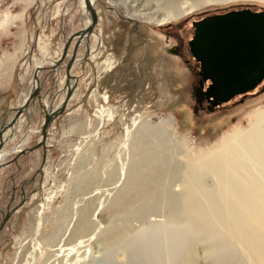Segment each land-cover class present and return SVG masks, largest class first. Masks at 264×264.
Instances as JSON below:
<instances>
[{
  "label": "rangeland",
  "instance_id": "1",
  "mask_svg": "<svg viewBox=\"0 0 264 264\" xmlns=\"http://www.w3.org/2000/svg\"><path fill=\"white\" fill-rule=\"evenodd\" d=\"M95 3L99 22L89 37L93 52L83 60L86 41L77 50L73 71L79 81L66 113L48 129L46 162L43 150L35 148L19 156L22 163L16 168L14 155L40 139L44 107L57 108L64 99L59 89L66 83L65 63L74 40L65 61L56 69L52 65L61 58L66 40L90 21L84 0H0V126L27 99L38 64L47 68L39 77L41 102L31 103L28 115L19 119L16 137L3 150L8 164L0 168V220L7 205H13L10 181L35 174L36 179L28 201L0 232V264H104L107 259L133 264L132 249L143 248V260H152L144 249L156 246L152 240L166 239L173 242L164 241L160 264H184L177 241L188 237L189 222L180 219L182 212L171 211L184 206L169 200L186 199L188 175L203 155L214 152L235 130H248L255 112L264 110V84L247 92L244 101L235 97L210 109L199 94L200 64L188 62L195 34L191 21L231 8L264 9V0H176L182 14L163 26L149 12L152 19L144 20L129 6ZM193 39L196 47L199 37ZM163 124L172 136L160 137L157 144L153 127ZM158 153L166 160L162 169L151 163L156 158L150 155ZM138 168L141 177H160L153 180L160 181L157 205L149 207L137 195ZM217 184L213 176L204 179L205 189L216 191L221 200ZM125 192L132 195L117 205ZM141 208L150 210L142 215L132 211ZM146 229L148 237L141 238ZM111 233L119 234L120 241L108 247L103 242ZM89 237L92 241L85 243ZM194 248L193 264H254L249 250L227 235L199 240Z\"/></svg>",
  "mask_w": 264,
  "mask_h": 264
},
{
  "label": "bare ground",
  "instance_id": "2",
  "mask_svg": "<svg viewBox=\"0 0 264 264\" xmlns=\"http://www.w3.org/2000/svg\"><path fill=\"white\" fill-rule=\"evenodd\" d=\"M85 1L86 0H84V5L86 9ZM87 1H91L94 6L96 4L94 0ZM108 2L113 7L129 6L134 11H138L137 18L140 17V19H142L144 17V20L152 19L147 17L149 12L153 15L152 20L156 21L158 26H163L166 22H170L171 19H176V17L182 14L176 6V0H108ZM95 13L98 18L97 11ZM91 20L92 18L89 17L90 22ZM92 34L93 32L90 33L87 38L89 39ZM92 52L93 51L89 50V54ZM263 84L264 82L258 84L254 90H258V88H260ZM48 108L49 107L47 105L44 107V113ZM252 121L251 127L248 130H235L231 136H226L222 140V143H220L221 145H219L214 152L207 154V156L203 155V158L197 162L195 167L191 169L184 188L187 195L186 199L183 201H178L176 199L169 200L170 204L175 206H184L182 208L173 207L171 211L174 213L182 212L184 217L180 219L189 222V224H186L185 227L187 229L188 237H180L178 239L179 242L177 241V244L181 245L182 251L180 249L177 250L182 252L179 255H181V257L183 256L182 259H184V264H193L195 262L196 253L194 252V247L197 241H209L212 237L223 235H227L229 238H233L234 240L236 239L243 246H245L247 250H249L254 264H264V110L256 111ZM153 128L154 131L158 133L156 138L154 137L153 141L156 140L157 142L158 140L159 142V138H165L166 134V137L172 136L168 133V129L164 127V124L163 126H155ZM146 144L148 143L146 142ZM160 155L161 154L159 153L154 156L153 154L150 155L151 158H156L151 160V163L152 161L156 163L155 169H162L166 163L164 158H159ZM5 157L6 155H4L2 151V154L0 155V163L5 162ZM140 169L141 168H138L137 178L138 189H141V192L137 193V195L143 198L141 200H143V203L147 206L150 207L157 205L159 201H157V199L161 196L157 190L160 187V181H157L156 183V181L153 182V180H158L160 177L158 176L156 178L155 176L150 175L141 177L142 171H140ZM207 175L213 176L218 180L217 186L220 189L219 193L224 195L225 198L223 197L220 200V198H217L218 193L216 191L205 189L204 179ZM130 195H132V193L125 192V195L118 199L117 205L123 203V199H127ZM222 204L225 205L222 206ZM149 210L150 209L147 208H141L138 209V211H132L135 214L142 215L144 213L146 214ZM83 222L82 224H84ZM213 222L219 223L214 224ZM219 227L224 228L223 231ZM149 232L150 231H147L146 229V231L142 233L141 238H147ZM71 235L73 236V234ZM175 238L177 239L178 237L176 236ZM119 239V234L111 233L106 236L103 243L110 247L114 243L120 241ZM84 241L85 240H83V242ZM90 241H92V239L89 237L85 243ZM164 241H167V239ZM164 241L156 242L152 240L151 242L154 244L156 243V246L151 244L148 248L144 249L148 254H150V256L153 255L154 257L152 260H147L148 262L144 261V257H141V254H139L143 251V248L137 247L138 251L135 248L132 249L133 264H160L161 262L157 259V257H159L160 250L163 249ZM72 242L70 244H72ZM168 242L172 244L173 241H167V244ZM104 264L116 263L111 259H107L104 260Z\"/></svg>",
  "mask_w": 264,
  "mask_h": 264
},
{
  "label": "water",
  "instance_id": "3",
  "mask_svg": "<svg viewBox=\"0 0 264 264\" xmlns=\"http://www.w3.org/2000/svg\"><path fill=\"white\" fill-rule=\"evenodd\" d=\"M94 1L96 2V0ZM85 3L86 15L92 18L91 22L81 30L73 33L66 40L61 58L52 65V68L56 69L59 64L65 61L69 46L76 38L74 49L65 63L66 83L59 89V92L64 93V99L57 108L48 105L49 108L46 109L43 115L44 121L41 128H39L40 139L36 146L29 147V149L25 148L17 155H14L11 160L12 163H17L20 155L27 154L35 148L43 150V164L46 162L48 129L59 115L66 113L68 104L73 96V90L77 87L79 80L74 74L73 65L76 63L78 56L77 50H79L84 41H86V51H84L83 60L87 61L90 56V41L87 37L93 32L98 18L94 4L87 0ZM202 24H204L202 31L205 32V36H208L209 39L206 42L210 45L204 47V49L202 48L205 52L198 51V49L192 47L196 61L200 64L202 70L200 74L203 75V81L200 84L202 88L199 94L203 100H208L217 107L235 95H242L254 90L261 82V79L264 78V12H254L252 9L244 7L238 11L233 10L224 15L207 18L202 21ZM210 62L213 66H210ZM45 65V63L38 64L35 68L34 78L32 79L35 85L30 90L27 99L16 106L15 109L12 108L13 117L9 121H4L0 126V155L5 144L16 137L19 119L23 115H28L31 103H34L36 99L41 102L42 85L39 77L41 71L47 69ZM221 65L223 68H220ZM205 87L210 89L209 93L204 91ZM7 164V162L0 163V168H4ZM41 171V168H38V172ZM24 186L20 192L22 196L20 203L12 208H10L11 204L7 205V211L0 220V232L7 227L8 220L12 215L17 210L19 211L28 200ZM14 190L16 191V188ZM12 196L11 201L15 199V196ZM101 208L102 205H99L96 214L99 213ZM96 214L94 217H96Z\"/></svg>",
  "mask_w": 264,
  "mask_h": 264
},
{
  "label": "flooded vegetation",
  "instance_id": "4",
  "mask_svg": "<svg viewBox=\"0 0 264 264\" xmlns=\"http://www.w3.org/2000/svg\"><path fill=\"white\" fill-rule=\"evenodd\" d=\"M244 7H240V8H231V9H227V10H225V11H222V12H214V13H209V14H206V15H203L201 18L199 17V18H197V19H194L193 21H191V24H192V26H193V28H194V31H195V34L192 36L193 38H194V36H198L199 37V44H196V47H195V49H198V51H203V52H205L203 49H204V47H208L210 44L209 43H207L206 41H208L209 39H208V36H205V32H203L202 30H203V28H204V24H202V21L203 20H205V19H207V18H210V17H213V16H217V15H224V14H227V13H229V12H231V11H233V10H240V9H243ZM246 8H249V9H252L254 12H264V9H253V8H250V7H246ZM192 38V40L189 42V50H191V53H190V59H189V61L188 62H190V61H193V60H195L196 61V57L194 56V53H193V49H192V47H194L195 45H194V39ZM201 39V40H200ZM203 41V42H202ZM198 46H200V47H198ZM203 48V49H202ZM179 56H181L179 53H177ZM195 61H193L194 63H196ZM211 63V62H210ZM221 63V62H220ZM210 66H213L212 65V63L210 64ZM218 66V65H217ZM220 68H223V66L221 65V67ZM200 72H202V70H201V68H200V70H199V72H197V76H196V80H197V82L200 80V79H203V75L202 74H200ZM264 78H262L261 79V82H259V84H261L262 82H264V80H263ZM246 80H248V79H246ZM197 88H199L198 86H197ZM204 91L205 92H210V89L208 88V87H205L204 88ZM249 93V92H248ZM248 93H246V94H242V95H235V96H233V97H231L232 99H230V100H233L235 97H237L239 100H241V101H244L245 100V98H243L245 95H247ZM208 101V100H207ZM227 102H230V101H227ZM208 103L210 104L209 105V108L210 109H217L218 107H220L221 105H224V103L225 102H222L221 104H219L217 107L216 106H214V105H212L209 101H208Z\"/></svg>",
  "mask_w": 264,
  "mask_h": 264
},
{
  "label": "crops",
  "instance_id": "5",
  "mask_svg": "<svg viewBox=\"0 0 264 264\" xmlns=\"http://www.w3.org/2000/svg\"><path fill=\"white\" fill-rule=\"evenodd\" d=\"M78 77V80H79V76ZM22 159V157H21ZM19 158V163L16 164H13L12 166H16V168L18 166H20V163H22V160ZM36 179V174L34 176H31L30 178L24 180V179H19V180H11L10 183L12 184V192H11V196L14 195L15 196V199L13 200V205H10V208H12L15 204V202H17L15 205H18L21 201V190H22V187L26 184V186H24L25 190H26V196L29 198L31 196V193H29L31 190V184L32 182ZM18 181V182H17ZM17 186V187H16ZM16 188V191L14 190ZM28 189V190H27ZM29 195V196H28ZM13 198V196H12ZM11 201V200H10ZM28 201V200H27ZM26 201V202H27ZM14 216V214L12 215V217Z\"/></svg>",
  "mask_w": 264,
  "mask_h": 264
}]
</instances>
